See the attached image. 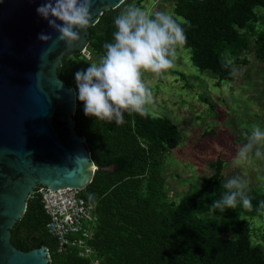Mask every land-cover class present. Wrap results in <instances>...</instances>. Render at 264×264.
Returning <instances> with one entry per match:
<instances>
[{"label": "trees", "instance_id": "1", "mask_svg": "<svg viewBox=\"0 0 264 264\" xmlns=\"http://www.w3.org/2000/svg\"><path fill=\"white\" fill-rule=\"evenodd\" d=\"M170 1L176 3L177 14L188 21L182 26L187 43L194 44L201 54H207L219 40H232L235 26L250 16L245 0ZM122 4L105 11L89 28V47L99 36L116 31L114 17ZM85 58L80 52L64 57L57 74L76 90L75 130L85 138L97 167L81 194L87 201L93 194L90 202L97 201L99 226L92 244L101 264H264V242L255 239L241 213L231 235L222 220L196 224L193 214L201 208L204 211V201L198 195L182 196L173 204L150 189L149 184L160 179L159 153L169 133L173 134L166 121L125 113L124 123L116 125L84 115L75 73L87 69ZM215 185V181L207 184L203 191H214ZM250 192L248 189L252 204L264 201L259 194L251 197ZM45 221L40 198H29L23 217L11 230L12 244L24 252L46 247L50 264H91L75 251L59 252L44 230Z\"/></svg>", "mask_w": 264, "mask_h": 264}, {"label": "rangeland", "instance_id": "2", "mask_svg": "<svg viewBox=\"0 0 264 264\" xmlns=\"http://www.w3.org/2000/svg\"><path fill=\"white\" fill-rule=\"evenodd\" d=\"M129 3L149 13L169 12L187 22L182 26L188 24L177 14L176 3L170 0H131ZM245 4L250 16L235 26L232 40H219L207 54H201L194 44L187 43L178 50L175 67L164 78L145 74L154 97V108L145 117L163 119L173 131L159 153L160 179L149 187L173 204L185 195L202 198L204 211L201 208L192 216L198 226L199 222L222 220L233 235L241 213L250 223L255 239L264 242V211L258 210L260 203H253L251 210L238 205L224 214L217 210L215 218L207 215V206L222 196L223 185L231 176L240 175L248 180L251 197L257 194L264 197V163L254 167L233 163L236 150L246 142L245 133L251 125L264 128V0H245ZM113 40L109 31L80 54L90 65L105 53L103 45ZM233 68L238 71L234 73ZM91 162L95 166L92 159ZM214 181V191H203Z\"/></svg>", "mask_w": 264, "mask_h": 264}, {"label": "water", "instance_id": "3", "mask_svg": "<svg viewBox=\"0 0 264 264\" xmlns=\"http://www.w3.org/2000/svg\"><path fill=\"white\" fill-rule=\"evenodd\" d=\"M44 0H0V264H50L40 246L18 250L11 230L40 188L84 190L97 170L73 116L76 90L60 80L64 57L89 45V28L123 0H93L90 26L68 48L37 14ZM41 33L51 34L48 44Z\"/></svg>", "mask_w": 264, "mask_h": 264}, {"label": "clouds", "instance_id": "4", "mask_svg": "<svg viewBox=\"0 0 264 264\" xmlns=\"http://www.w3.org/2000/svg\"><path fill=\"white\" fill-rule=\"evenodd\" d=\"M92 4L93 0H44L37 14L58 34L56 42L71 48L80 40V32L90 26ZM182 23L187 22L169 12L149 13L123 0L121 10L114 17L113 42L103 45L105 53L98 61L75 73L78 100L84 106V115L116 125L124 123L125 113L147 116L154 108V97L145 74L164 78L175 67L178 50L187 44ZM38 39L48 44L53 37L41 33ZM236 71L233 68V72ZM245 135L246 142L237 148L234 165L254 167L264 163V128L252 124ZM223 187L222 196L207 206L210 218H215L217 210L224 214L238 205L252 209L247 179L231 176ZM88 199L93 201V194H89ZM258 210H264V201Z\"/></svg>", "mask_w": 264, "mask_h": 264}, {"label": "built area", "instance_id": "5", "mask_svg": "<svg viewBox=\"0 0 264 264\" xmlns=\"http://www.w3.org/2000/svg\"><path fill=\"white\" fill-rule=\"evenodd\" d=\"M81 192L76 188L52 191L44 187L31 197L40 198L46 216L44 230L55 240L59 252L72 250L91 264H101L102 259L92 244L99 226L97 201H87Z\"/></svg>", "mask_w": 264, "mask_h": 264}, {"label": "flooded vegetation", "instance_id": "6", "mask_svg": "<svg viewBox=\"0 0 264 264\" xmlns=\"http://www.w3.org/2000/svg\"><path fill=\"white\" fill-rule=\"evenodd\" d=\"M15 227V226H14ZM11 238H12V234H11ZM50 253V252H49Z\"/></svg>", "mask_w": 264, "mask_h": 264}]
</instances>
